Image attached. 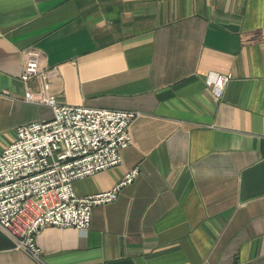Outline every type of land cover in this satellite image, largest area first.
Returning a JSON list of instances; mask_svg holds the SVG:
<instances>
[{"label": "crops", "instance_id": "crops-1", "mask_svg": "<svg viewBox=\"0 0 264 264\" xmlns=\"http://www.w3.org/2000/svg\"><path fill=\"white\" fill-rule=\"evenodd\" d=\"M31 47L59 103L136 112L121 163L75 193L139 173L85 233L42 228V262L0 229V264H264V0H0V153L52 117L23 99Z\"/></svg>", "mask_w": 264, "mask_h": 264}, {"label": "built area", "instance_id": "built-area-1", "mask_svg": "<svg viewBox=\"0 0 264 264\" xmlns=\"http://www.w3.org/2000/svg\"><path fill=\"white\" fill-rule=\"evenodd\" d=\"M54 71L41 66L38 49L25 51L20 79L26 84L35 80L39 89H28L23 99L49 106L52 117L19 125L16 139L0 153V229L15 249L37 262H42L36 242L42 228L71 227L85 233L92 208L115 200L139 173L134 166L108 190L75 193V180L121 163V150L132 142L129 124L136 112L59 103L47 93ZM230 76L214 73L207 78L215 98Z\"/></svg>", "mask_w": 264, "mask_h": 264}]
</instances>
